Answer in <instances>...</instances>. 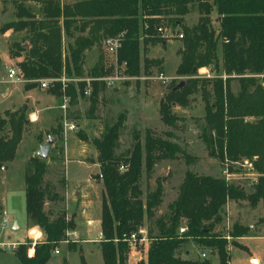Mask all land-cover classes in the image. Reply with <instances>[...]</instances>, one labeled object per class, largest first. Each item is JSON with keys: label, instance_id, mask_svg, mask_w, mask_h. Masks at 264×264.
Here are the masks:
<instances>
[{"label": "trees", "instance_id": "trees-1", "mask_svg": "<svg viewBox=\"0 0 264 264\" xmlns=\"http://www.w3.org/2000/svg\"><path fill=\"white\" fill-rule=\"evenodd\" d=\"M193 6L199 16L196 23L189 24L186 15ZM214 14L218 26L212 23ZM13 15V19L0 25V31L24 32L21 41H12L8 50L10 56L21 57L16 66L25 78L24 86H36L37 78L52 77L54 80L46 89L57 95L62 94V82L55 78L62 74L83 77L110 71L111 67H104L101 56L89 71L83 66L85 49L100 44L107 35L123 32L118 62H125V73L138 77L142 72L149 73L150 65L158 61L141 56L142 50L165 40L158 28L178 29L177 33H182L176 73L184 77V83L175 90L172 87L176 82L170 83L159 100L160 118L175 127L182 117L174 111V105H187L190 95L200 90L204 101L202 139L210 153L227 164L228 171H234L233 166L244 159L252 163V190L246 192L224 175L187 168L167 210L156 214L163 200V177H156L155 186L143 195V172L149 178L161 159L183 155L190 161L192 157L178 141L170 139L175 136L171 129L164 132L166 136L151 130L143 136L135 132L132 144L116 152L119 127L123 125L120 114L91 138L99 163L96 176L103 185L101 256L103 264H128L125 236L146 225L150 239L147 259L133 264H211L215 255L218 264H229L228 244L239 245L234 238L245 234L249 226L234 221L230 230L221 232L218 225L223 206L231 199H247L251 205L264 201V0H41L39 4L18 0L13 2ZM64 38H70L66 51ZM200 67L215 73L198 75ZM233 80L238 82L236 89ZM91 84L84 116L101 118L99 106L105 103V84L97 79ZM84 86L82 79L65 82L64 93L70 103H77L85 95ZM26 109L27 105L22 103L0 115V129L6 127L0 134V168L13 159L22 139L28 123ZM48 132L63 139L62 117ZM77 136L87 138L82 130L77 131ZM60 150L63 151V145ZM47 170L46 158L36 154L27 158L26 218L28 223L42 228L44 239L35 243L30 256L28 241L17 246L14 253L20 264H45L53 249L65 240L66 230L75 227L72 215L68 216L63 206L56 211L45 208L47 199L56 201L59 196L54 184L45 177ZM181 226L185 227L182 231ZM188 241L206 248L209 255L182 256L179 248ZM66 245L69 249L75 247L72 241ZM62 264H69L66 257ZM80 264H88L82 253Z\"/></svg>", "mask_w": 264, "mask_h": 264}, {"label": "rangeland", "instance_id": "rangeland-1", "mask_svg": "<svg viewBox=\"0 0 264 264\" xmlns=\"http://www.w3.org/2000/svg\"><path fill=\"white\" fill-rule=\"evenodd\" d=\"M65 1L72 2L73 0ZM198 16L199 13L197 8L193 6L186 15V21L189 24H194L197 22ZM13 18L12 0L0 2V25L4 21ZM212 23L214 26H218V20L215 14L212 16ZM171 32L177 33L178 29H173ZM23 35L24 32L21 31L16 33L6 32L5 34L0 31V61L2 62L0 64V115L3 114L5 109H15L19 106L18 104H21L24 101L34 105L35 108H43V106L51 103L53 100L52 98L50 100L46 95L47 90L39 87V84L26 88L22 80L11 81L7 77V68L11 65H16V62L20 59L19 57H11L9 55V44L12 41H21ZM69 39L64 38L63 46L65 51L67 50V41ZM181 45V37L172 34V36L165 37V40L151 44L147 51L142 50V57L146 55L147 57L158 59L157 62L150 65L149 73L142 72L138 77H125L117 81L113 86L106 85L105 91H103V95H105V103L104 106H99L101 108V118L98 120H85V118L82 117V119L78 120L79 122L82 120V126H79L78 129L71 130L63 127V139H56L52 143V148H50L46 158L49 163V172L51 171L50 175L47 176L53 178L55 170L58 171V174H62L63 168L60 167L62 150H60V146L64 145L65 142V154L69 157V159L66 158L68 175L72 180L86 182L89 171L95 170V166L88 167L85 163L79 160V157L86 154V159L89 160V157L92 159L91 155H94V152L90 146L92 142L89 139L99 135L103 130L105 123L114 122L118 116L122 114L123 125L119 127V143L116 152H120L132 144L135 132H138L139 135L143 136L146 130H151L155 134L166 136L164 132L171 129L175 136H170V139L178 141L186 149L189 157H192L190 161H186L183 155H178L176 158L161 159L155 164L153 172L149 178H146L145 173L143 172L140 179L143 195L148 189L155 186L156 177H163V200L158 206L156 214H161L167 210V204L176 196L178 183L187 168H191L198 173L220 176L224 175L228 180L241 185L246 192L251 191V182L253 181L254 176L250 166L243 163H236L233 166L234 171H228L227 164L222 163L218 156L211 154L202 139L200 132L201 125L204 123V101L200 90L190 95V101L187 105H174V111L182 117V119L177 121L175 127L164 123L160 118V98L164 95L171 82L177 83L180 79H184L182 75L176 73V67L180 60L179 49ZM93 46L94 50L91 51V47H89L87 48L89 49L87 52L84 51L83 66L85 64L86 67H84V69L88 71L94 65L93 60L97 55H100L102 58L105 57L101 42L100 44H93ZM104 67H107V65ZM160 72L166 76L164 80L156 77ZM210 73L213 75L215 72L210 70ZM232 84L233 88L236 89L238 85L237 80H233ZM4 88H7V95L5 93L1 94L2 91L5 92ZM88 96L89 95L83 96L75 106H70L71 103L68 100L66 108L64 110L61 108L62 114H67L68 117V112L73 113L76 110L82 114L89 106ZM30 108V106L29 108L27 106L26 116ZM53 115L54 112L52 109H40L37 124L44 127L48 126L53 119ZM35 123L36 122L33 123L29 121L26 124L22 139L16 147L13 159L7 162V168H0V209L4 208L8 211L10 220L9 225L6 228L1 229L0 227V242L14 240L18 241L20 244L27 240V235H25L23 227L21 226L19 230L14 231L15 229H13L12 225L14 219H18L21 222L24 216V168L26 160L29 156L35 154L34 150L40 141L44 142L47 140V131H45V133L43 132L45 135H37V130L40 128ZM62 124L64 126V123ZM78 130L84 131L87 138L83 140L78 138ZM5 131L6 127L0 129V134ZM88 143L91 144L89 145ZM93 176H95V173H93ZM93 192H95V189ZM239 202L240 204H243V202ZM262 203L264 204V201H262ZM246 204L251 205L248 200ZM55 206L56 208L59 207V209H61L62 204L58 202ZM45 208L48 210H54V207H52L49 202L45 203ZM260 214L261 213H259V215ZM221 216L222 221L218 225L221 232L230 230L233 222L239 221L238 219L234 220V217L231 214L230 204H225L223 206ZM262 218L263 217H261V219ZM31 224L29 223L27 225L29 226ZM152 226L154 228V225ZM96 230V228L91 227L92 233L96 232ZM154 231H156L155 228ZM188 243H190V241L182 244L179 248L181 255H184L183 251L187 246L195 248L193 250L194 252L198 249L196 245H188ZM238 243L239 245L232 243V245L234 244V247L229 246L230 243L228 244L229 262H231V264H255L256 259L252 258L248 261L243 250H241L246 248V246L240 242ZM73 244L76 245V242H73ZM87 244L88 243L85 242L83 243V246H87ZM235 245H237L236 248ZM17 246L14 248H8L0 243V264H20L14 253ZM58 247L60 253L52 252L47 260V264H60L62 256L65 255V248L64 244H58ZM93 248L94 249L91 252L88 250V255L91 260L90 262L92 264H103L101 255L97 253L95 246H93ZM139 249L142 250V244L139 246ZM208 255L209 253L207 250L205 256ZM192 256L205 257L199 254H192ZM128 257L129 256H127V262ZM133 258L134 255L131 258V264L140 260H134ZM71 264H80V249H76L71 253ZM211 264H218V262H211ZM259 264H264L263 255L260 256Z\"/></svg>", "mask_w": 264, "mask_h": 264}, {"label": "crops", "instance_id": "crops-1", "mask_svg": "<svg viewBox=\"0 0 264 264\" xmlns=\"http://www.w3.org/2000/svg\"><path fill=\"white\" fill-rule=\"evenodd\" d=\"M5 1L6 0H0V2H5ZM14 1H18V0H12V2H14ZM22 1L31 2V3H40L41 0H22ZM60 1L63 2L65 0H60ZM6 32H11V30L8 29L3 34H5ZM13 33H16V32H13ZM88 50L89 49L86 48L85 52H87ZM90 50L91 51L94 50L93 45L91 46ZM85 52H84V54H85ZM99 56L97 55L94 58L93 64L99 59ZM104 56L105 57L102 58V60H103L104 66H105V65H107L105 62L107 60V54L105 52H104ZM15 57L21 58L20 56H15ZM84 67H86L85 64H84ZM85 71L87 72L88 70L85 69ZM4 80H6V79H4ZM23 83H24V81H23ZM105 86L106 85H104L103 91H105ZM39 87H41V86H39ZM41 88H44V87H41ZM46 88H44V89L47 90ZM4 90H5V92L2 91L1 94L5 93L7 95V88H4ZM103 94H104V92H103ZM46 95L50 98V100H51V98L53 100L51 103H48L45 106H43V108H35L34 105L30 104L27 101H24L22 103H26L28 108H29V106L31 107L28 111L27 119H28V122L29 121L33 122V123L36 122L35 124L40 128L39 130H37V135H39V136H42V134L45 135L44 133H45V131H47L46 137L48 138V135L51 134L50 132H48V130L50 129V127H52L56 124L58 118L60 119V117H62L63 114L61 112V107H60V104L62 102V98H61L62 95L54 94L48 90L46 91ZM103 96H104V100H105V95H103ZM82 97L83 96H80L77 100V103H73V104L71 103L70 106L77 105L79 103V100ZM21 104H18V105H21ZM40 109L41 110L52 109V111L54 112L53 119L49 123L48 126L44 127V126H40L37 124V121L39 119ZM29 113H34L36 115V118L34 120H31L28 117ZM68 115L69 116L67 118L76 123L77 129L79 126H82V120L80 122L78 121V120L82 119V117H84L85 120H98L99 119L97 117L96 118L85 117L84 112L82 114H80L77 110L74 111L73 113L69 112ZM89 140L91 141V138ZM42 142L43 141H40L38 143L34 152H36V150L38 149L39 145ZM88 144L90 145L91 143H88ZM86 145H87V142H86ZM90 146L94 152V155H91L92 159H90V157H89V160L86 159V156H87L86 154H83L81 157H79V160L81 162L85 163L88 167L93 166V165L95 166V170L89 171V174L86 178L87 179L86 182L72 180V178H70V176L68 175L67 166H66V158L69 159V157L66 156V154H65V152H66L65 142L63 145V151H62V155H61V159H60V161H61L60 167L63 168L62 174L61 175L58 174V171L54 169L55 173L53 174V178H49L47 175H50L51 171L49 172V169H48L47 172L45 173V177L50 179V181L55 186V191L59 194L56 201L52 200V199H47L46 202H49L51 204V206L54 207V211H56L59 208V207L56 208V206H55L56 203L59 202L62 204V206L66 210V214L68 216L72 215L74 222H75V227L69 228V229L75 230L77 237H78L76 240H72V242H76V245L74 248L69 249L67 247L65 241L59 243V244H64V248H65L64 249L65 255L62 256L60 264H62L63 257H66L69 264H71V253L73 251H75L76 249L77 250L80 249V253H82L84 255L88 264H92L90 262L91 260H90L89 255H88L89 254L88 250L91 252L94 249L93 246H95L97 253L101 255L100 243H99L101 238H99L98 234L101 231L100 212H101V197H102L103 185H102L101 180L96 176L97 173L99 172V163L95 160L96 155H97V151H96V148L94 147L93 143ZM51 148H52V146H51ZM25 159H26V153H25ZM7 164L5 167L2 166L1 168H7ZM48 168H49V165H48ZM93 173H95V176H93ZM94 189H95V192H93ZM239 201L243 202V204H240ZM246 203H247V200H245V199H237V200L231 199V200L227 201V204L231 205V214L233 215L234 220L238 219L239 220L238 222H240L241 224L249 226V229L245 234L237 236L234 239L246 246V248L241 249V250H243L244 255H246L248 261H250L252 258H255L256 259L255 264H259L260 263V256H262V255L264 256V204L262 203V201L257 202L255 205H249ZM3 209L4 208L0 209V221H1ZM51 210H53V209H51ZM259 213H261V214L259 215ZM261 217H263V218L261 219ZM15 223L17 224V227H13V225ZM27 224H29V223L27 222L26 212H25V192H24V216H23L21 222L18 219H14L12 227H13V229H15L14 231H17L22 226L23 230L25 232V235H27V226H28ZM91 227L96 228L97 229L96 232L92 233ZM0 234H1V232H0ZM229 239H231V238L229 237ZM85 242L88 243L87 246H83V243H85ZM188 245H196L198 249L196 250V252H194L193 250L195 248L190 247V246L185 247V249L183 251L184 255H182L184 257H190V256H192V254H195V255L199 254L202 256V252H204L205 255L207 253L206 248L196 244L194 241H190V243H188ZM148 246H149V243L146 245L144 244L142 246V250L139 249V253L134 254V252H132L131 254H129L128 256L130 258L128 257V264H131L130 261H131V258L133 255H134V258H133L134 260H138V259L146 260ZM229 246L234 247V244L232 245V243L230 242ZM57 247H58V245H57ZM236 247H237V245H235V248ZM58 249H59V247H58ZM52 252L60 253V249L57 252H55L53 249ZM135 255H137V256H135ZM101 258H102V256H101ZM212 259H213L212 262H216L217 261L216 255L213 256ZM45 264H47V261ZM230 264H231V262H230Z\"/></svg>", "mask_w": 264, "mask_h": 264}, {"label": "built area", "instance_id": "built-area-1", "mask_svg": "<svg viewBox=\"0 0 264 264\" xmlns=\"http://www.w3.org/2000/svg\"><path fill=\"white\" fill-rule=\"evenodd\" d=\"M158 29L161 32V35L165 37L172 36V34L174 35L176 34V36H179V37L182 36V33H172L171 32L172 30L168 27H163V28L159 27ZM122 36H123V32H120L115 35H107L101 40V46L103 48V51L107 54V60L105 62L107 66L111 67L109 72L102 74V75H97V76L87 75L83 77H75V76L66 77L65 74H62L60 77L55 78V80L59 79L62 82V94H61L62 102L60 104V107L63 110L66 108L68 100H69L68 95L64 93V86H65L66 81H69V80L77 81L80 79L84 80L85 86H84L83 92L85 93V95H89L92 90L91 81L94 79L103 81L105 85L113 86L116 84L117 81L121 80L122 78L131 76L125 73L124 71L125 62L119 63L118 58H117V50H118V47L121 45ZM197 74L203 75V76H212V74L210 73V69L207 67L198 68ZM7 77L11 81H16V80L24 81L25 80V78H23L22 75H20L19 69L17 68L16 65L14 66L11 65L7 68ZM156 77L162 80L166 78V76L162 72H160ZM36 80L39 82V85L41 87L46 88L49 86L50 82L54 80V78L40 77V78H37ZM29 118L31 120H34L36 118V115L34 113H30ZM62 119L64 123V128L71 129V130L77 128L76 123L74 121L69 120L65 114L62 115ZM242 163L247 164L250 167L252 166V163L247 159H244ZM120 167L124 168L123 165H121ZM9 221L10 220H9L8 212L6 211V209H3L1 221H0L1 229L6 228L9 225ZM184 228H185L184 226H181L179 230L182 231L184 230ZM98 236L99 238H102V231L99 232ZM77 238L78 237H77L75 230H71V229L66 230V238L64 240L65 242L76 240ZM27 239L28 240L26 241H28L29 243L27 247V254L30 256L34 252L35 243L40 242L44 239V232L42 228H40L36 224L29 225L27 227ZM125 239L127 240L128 247H129L128 255L131 254L132 252H134V254L139 253V246L141 244L142 246L144 244L146 245L150 242L145 225H141L136 230L131 231L129 234L125 236ZM0 243L8 248H14L19 244L18 241H14V240H5V241H1ZM54 251L55 252L59 251L57 246L54 248ZM202 256H205L204 252H202Z\"/></svg>", "mask_w": 264, "mask_h": 264}, {"label": "water", "instance_id": "water-1", "mask_svg": "<svg viewBox=\"0 0 264 264\" xmlns=\"http://www.w3.org/2000/svg\"><path fill=\"white\" fill-rule=\"evenodd\" d=\"M184 83V80H180L178 83H176L172 89L175 90L178 87H180ZM56 140V136L54 135H48V138L46 141L42 142L38 149L36 150L35 154L41 158H47L48 153L50 151V148L52 146V143ZM13 227H17V224L15 223Z\"/></svg>", "mask_w": 264, "mask_h": 264}]
</instances>
